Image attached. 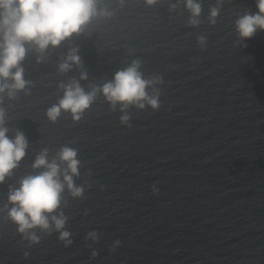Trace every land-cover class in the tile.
Masks as SVG:
<instances>
[{
    "label": "clouds",
    "instance_id": "obj_1",
    "mask_svg": "<svg viewBox=\"0 0 264 264\" xmlns=\"http://www.w3.org/2000/svg\"><path fill=\"white\" fill-rule=\"evenodd\" d=\"M158 2L144 0L148 6ZM120 3L123 5L124 0ZM98 4L99 0H0V103L5 92L12 99L30 85L31 81L25 79L22 67L29 47L40 54L37 62H41L49 47L56 48L80 35L94 17L112 15L107 9L98 10ZM184 5L190 13L189 24L198 26L202 4L199 0H184ZM256 7V13L245 12L235 20V29L243 41L252 38L257 31H264V0H256ZM175 8L176 4L169 5V11ZM218 15L219 9L211 7L209 23L215 24ZM198 40L203 44L205 38L201 36ZM77 52L75 48L70 50L58 65L60 72L70 70L73 64L81 65ZM140 69L141 61L133 60L127 67L117 70L111 80L87 92L75 80L67 85L61 84L64 94L57 104L46 110V116L55 123L64 111L71 114L74 122H79L95 102L97 92L103 94L113 110L118 104L121 106L119 119L122 124H128L131 119L127 111L130 106L144 109L147 105L156 111L160 108L159 91L153 89L154 94L150 95L147 89L162 83V78L153 76L145 79ZM80 79H87V73L82 72ZM9 131L5 110L0 107V185L20 166L28 148V140L22 131L16 130L13 137H9ZM77 157L78 150L65 145L50 160L49 150L45 148L31 164L35 174L22 176L16 186L9 185L5 204L7 219L16 225L17 232L30 244L40 243L41 236L36 230L49 235L53 231L59 233L58 239L65 246L73 243L72 234L65 230L68 217L61 210V205L67 204L63 200L65 191L73 198L84 197V186H78L74 180L80 176L81 161ZM157 191L153 187V192ZM86 238L98 242L99 235L90 231ZM118 243L112 246L113 249ZM92 254L97 253L94 251Z\"/></svg>",
    "mask_w": 264,
    "mask_h": 264
}]
</instances>
